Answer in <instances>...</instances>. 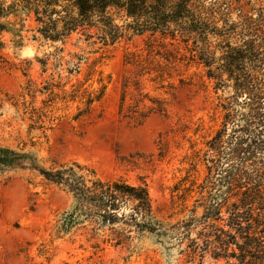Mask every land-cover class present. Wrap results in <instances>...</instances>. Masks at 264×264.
<instances>
[{
  "label": "rangeland",
  "instance_id": "rangeland-1",
  "mask_svg": "<svg viewBox=\"0 0 264 264\" xmlns=\"http://www.w3.org/2000/svg\"><path fill=\"white\" fill-rule=\"evenodd\" d=\"M25 26L21 39L0 34V147L30 153L45 169L77 162L105 181L146 183L155 217L170 225L196 219L193 238L226 224L201 221L220 189L225 220L233 204L264 217V180L245 173L257 162L264 167V160L245 152V169L232 176L229 189L215 178L219 157L210 142L223 127L222 104L231 103L241 124L247 108L227 99L231 88H216L180 39L129 31L103 46L93 31L92 38L75 33L52 43L36 34L32 20ZM157 52L173 58L166 61ZM100 95L78 116L89 98ZM235 151L232 159L240 160L244 150ZM70 205L69 195L35 171L0 176V264H226L210 254L191 261L187 243L180 247L172 233L164 247L151 236L134 248L103 250L78 234L56 239V222Z\"/></svg>",
  "mask_w": 264,
  "mask_h": 264
},
{
  "label": "trees",
  "instance_id": "trees-1",
  "mask_svg": "<svg viewBox=\"0 0 264 264\" xmlns=\"http://www.w3.org/2000/svg\"><path fill=\"white\" fill-rule=\"evenodd\" d=\"M246 2L0 0V34L6 32L21 39L19 33L26 28V22L32 20L36 24V34L52 43H65L75 33L92 38L93 31L103 46L114 45L129 31L151 33L152 36L160 34L172 41L180 39L189 49L192 60L206 67L208 78L217 81L216 88H231V96L227 99L247 108L241 115L244 120L241 124L234 117V110L229 108L231 103L222 104L226 111L223 127L210 142L211 149L219 157L215 160V178H219L220 186L229 189L232 176L243 167L245 169L242 162L245 152L264 160V0ZM157 55L166 61L173 58L160 52ZM214 72L219 74L215 76ZM100 98L101 95L89 98L88 109L78 116L86 113ZM124 101L125 97L121 112ZM157 111L163 113L164 110ZM149 114H142V119ZM235 148L244 150L237 161L232 159ZM260 164L257 162L253 168H246L245 173L264 180V167ZM26 170L37 172L46 183L71 198L70 207L56 222V239L78 234L92 249L103 250L107 245L134 248L151 236L164 247L172 233L180 247L187 243L185 253L188 252L191 261L210 254L213 260H224L226 264H264V217L256 218L252 211L242 212L233 204L227 206L229 217L225 220L223 205L219 202L224 194L221 189L211 196L201 221L226 224L208 226L209 232L203 230L193 238L196 219L170 225L155 217L146 183L132 185L121 178L105 181L77 162L54 164L45 169L30 153L0 147V176Z\"/></svg>",
  "mask_w": 264,
  "mask_h": 264
}]
</instances>
